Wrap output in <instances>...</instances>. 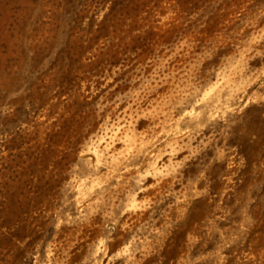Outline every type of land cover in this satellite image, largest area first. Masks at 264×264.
I'll list each match as a JSON object with an SVG mask.
<instances>
[{"label": "rangeland", "instance_id": "rangeland-1", "mask_svg": "<svg viewBox=\"0 0 264 264\" xmlns=\"http://www.w3.org/2000/svg\"><path fill=\"white\" fill-rule=\"evenodd\" d=\"M0 264H264V0H0Z\"/></svg>", "mask_w": 264, "mask_h": 264}, {"label": "bare ground", "instance_id": "bare-ground-1", "mask_svg": "<svg viewBox=\"0 0 264 264\" xmlns=\"http://www.w3.org/2000/svg\"><path fill=\"white\" fill-rule=\"evenodd\" d=\"M178 83V82H177ZM171 99V98H170ZM168 100V99H167ZM170 101V100H169ZM171 104V103H170ZM165 105V104H164ZM162 106V105H161ZM160 106V107H161ZM172 107V106H171ZM162 108H163V106H162ZM175 109V108H174ZM154 110H156V109H154ZM171 111H172V109H170ZM174 111V110H173ZM163 112V111H162ZM158 113H159V111H158ZM160 113H161V110H160ZM159 113V114H160ZM154 114V113H153ZM156 115V114H155ZM154 116V115H153ZM140 120V119H139ZM138 122V121H137ZM162 130V129H161ZM162 134V133H161ZM159 135H160V133H159ZM113 136H115V135H113ZM111 137V142H113L112 140V138H116L117 140H120L121 138L120 137H117V136H115V137ZM126 136V134L124 135V137ZM116 140V141H117ZM115 141V140H114ZM111 144V143H110ZM110 144H109V146H110ZM106 146V145H105ZM91 153V152H90ZM119 154H121V152L119 153ZM136 154V153H135ZM134 154V155H135ZM139 154V153H138ZM137 154V155H138ZM141 154V153H140ZM90 156H91V154H89ZM122 155V154H121ZM133 154H132V156H130V157H132V158H130V157H123V156H121L122 158H120L119 156L118 157H114V155H113V157L107 162V165H109V167L110 168H113V172L115 173V172H117L120 168H123V169H121V170H123L122 172H120V173H116V181H117V179H118V182L117 183H121V182H125V183H129V182H127L126 180H128V177L130 176L131 177V175L132 174H134V173H139V168H138V164H139V160H138V158H137V156H134ZM116 156V155H115ZM134 156V157H133ZM92 157L93 158H91V161H92V164L94 163L95 164V166H98V165H100L99 167H101L102 166V163H101V159H100V156L98 155V153H97V151H95V152H93L92 153ZM139 157V156H138ZM90 161V160H89ZM141 169V168H140ZM146 170V169H145ZM141 171V170H140ZM155 171V170H154ZM143 172H145V171H143ZM112 173V172H111ZM141 173H142V171H141ZM146 173H147V171H146ZM145 173V174H146ZM110 174V173H109ZM113 174V173H112ZM155 175L156 174V172L154 173H152L151 175ZM157 174H159V173H157ZM156 174V176H158ZM140 175V173L137 175V176H139ZM143 175V174H142ZM146 175H148V174H146ZM110 176H112L111 174H110ZM141 176V175H140ZM134 177V176H133ZM162 177V176H161ZM110 178V177H109ZM142 178H143V176H142ZM145 178V177H144ZM133 179V178H132ZM141 179V178H140ZM158 179V178H157ZM132 181V180H131ZM159 181V180H158ZM117 183H116V186H117ZM89 188V187H88ZM122 188H125V187H121L120 186V188H117L116 189V191L117 192H122L123 190H122ZM90 189V188H89ZM116 193V192H115ZM123 193V192H122ZM89 194V193H88ZM117 195V194H116ZM90 198V197H89ZM127 206H129V205H127ZM127 206H126V209H124V210H127ZM135 206V205H134ZM116 208V207H115ZM115 208H113V209H111L112 211V214L115 216L116 215V210H115ZM132 208H134L133 207V204H132ZM129 210H130V207H129ZM124 220V219H123ZM125 223V222H124ZM123 223V224H124ZM112 224H113V227H111V229H113V231H116L117 230V225H118V221H114V222H112Z\"/></svg>", "mask_w": 264, "mask_h": 264}]
</instances>
